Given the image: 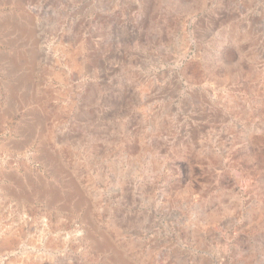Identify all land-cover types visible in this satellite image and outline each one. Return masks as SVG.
<instances>
[{
	"label": "rangeland",
	"instance_id": "1",
	"mask_svg": "<svg viewBox=\"0 0 264 264\" xmlns=\"http://www.w3.org/2000/svg\"><path fill=\"white\" fill-rule=\"evenodd\" d=\"M0 264H264V0H0Z\"/></svg>",
	"mask_w": 264,
	"mask_h": 264
}]
</instances>
